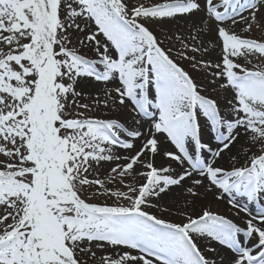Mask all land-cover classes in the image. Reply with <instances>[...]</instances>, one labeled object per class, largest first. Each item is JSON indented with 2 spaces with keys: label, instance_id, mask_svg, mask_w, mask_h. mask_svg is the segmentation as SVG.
Instances as JSON below:
<instances>
[{
  "label": "snow or ice",
  "instance_id": "1",
  "mask_svg": "<svg viewBox=\"0 0 264 264\" xmlns=\"http://www.w3.org/2000/svg\"><path fill=\"white\" fill-rule=\"evenodd\" d=\"M0 264H264V0H0Z\"/></svg>",
  "mask_w": 264,
  "mask_h": 264
},
{
  "label": "rangeland",
  "instance_id": "2",
  "mask_svg": "<svg viewBox=\"0 0 264 264\" xmlns=\"http://www.w3.org/2000/svg\"><path fill=\"white\" fill-rule=\"evenodd\" d=\"M183 25H184V21H173V22L165 23L162 26H154V27H156L157 33L162 35L166 31L176 32L178 30V26H183ZM166 43H167V41H166ZM205 46L207 47L208 45H205ZM176 47H179V43L178 42L176 43ZM173 54H175V49H174V53ZM189 55H196V54L190 52ZM197 58L199 59L200 57L197 56ZM203 58L205 60H207V59H209V56H204ZM210 58L213 61H216L217 58H218V51L212 52ZM253 62L255 63V61H253ZM183 64H184V67L186 68V70H188L195 77L196 80H198V81H200V82L208 85L209 88L213 87L212 85L209 84V81L212 79V77L208 74L207 71H201V70H198V69H193L191 67V64H190L189 61H184ZM214 95H220L221 97H223L224 95H229L230 96L231 94L230 93H223V92H221L218 89L217 92L214 93ZM113 115H115V114H113ZM109 167H110V165H105V169H107ZM166 199L167 198L164 197L163 203H165V204H167L166 202H168V201H165ZM170 205H174L173 206V215H171V216L165 215L164 218H166V219H172V220H179V217L175 215V206L176 205H179L180 207H183V205H184V199L182 201L180 200L179 203L177 202V204H170ZM152 211L155 212L156 210L153 209ZM156 214L159 215L158 212Z\"/></svg>",
  "mask_w": 264,
  "mask_h": 264
},
{
  "label": "bare ground",
  "instance_id": "3",
  "mask_svg": "<svg viewBox=\"0 0 264 264\" xmlns=\"http://www.w3.org/2000/svg\"><path fill=\"white\" fill-rule=\"evenodd\" d=\"M177 21H184V20L181 19V20H177ZM184 23H185V21H184ZM217 51H219V50L217 49ZM123 115L125 117H127L128 114L125 113ZM132 123H133V121L131 119H129V124H132ZM144 127L147 128V124H145ZM138 143H139V141H137V144ZM166 146L170 147L168 145H166ZM158 162H159V158H158ZM221 163L224 164L225 166H227V164H228L227 157H225V160L221 161ZM180 193H181L180 189H178V188L173 189V191L171 193H169L168 196H166L167 199L165 201H168L166 203L170 205V204H177V202L179 203L180 200L182 201L184 198H182ZM241 200L243 201V198H241ZM207 202H211L212 206H213V208L215 210H217V211H219L221 213H224L226 215L228 214L230 218L234 219L237 223H240L241 226H243V221H244V219H246V217L244 216L243 213H241L240 217H235L234 215H232L231 212L227 211V206H226V204L223 201H221V202L214 201L212 199V195L211 194L208 195V201ZM172 206H174V205H172ZM252 208H253V210H255V205H252Z\"/></svg>",
  "mask_w": 264,
  "mask_h": 264
}]
</instances>
